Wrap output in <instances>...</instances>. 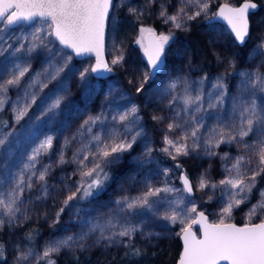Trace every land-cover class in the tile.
<instances>
[{
    "label": "snow or ice",
    "instance_id": "obj_1",
    "mask_svg": "<svg viewBox=\"0 0 264 264\" xmlns=\"http://www.w3.org/2000/svg\"><path fill=\"white\" fill-rule=\"evenodd\" d=\"M155 3L156 0H146V6L132 7L126 2L121 6L127 7L129 14L141 22L140 38L136 43L143 49L149 69L143 73L135 92L144 97V106H150L157 100H167L166 107L171 115L158 114L151 119L157 123L168 121L162 136V146L158 150L175 162L174 167L160 169V162L155 156L157 149L141 115V105L113 85L108 95L117 92L126 101L123 109L115 113L109 111L112 102L106 97L109 108L102 105L100 113L89 115L80 124L77 134L71 138L66 137L61 146L55 164L74 163L76 168L72 175L78 174L80 178L65 185L68 194L56 212L53 223L60 220L66 209L78 208L80 201L98 196L110 179L106 169L120 163L125 154L132 157L138 168L136 175L131 177L132 182L143 184L144 190L137 195L124 194L111 204L103 205L107 212L95 217H80L78 209L77 219L81 225L78 234L49 241L42 255L35 254L31 248L25 250L17 246L14 264H28L33 257L36 264H40V261L55 264L53 254L65 249H84L87 241L92 238H95L97 244L130 247L132 255L141 256V250L132 245L133 237L138 233L147 237L160 235L144 232L143 226L149 219L175 223L188 213H196L197 218L182 230L184 250L178 264H220L221 261H227V264H264V221L243 227L225 223V218L231 217L235 208L250 203L251 194L258 185V177H264V96L258 95L264 93V73H239L240 92L236 96H231L225 76H218L212 84L213 91L207 93L206 101L205 94L196 85L198 83L202 86L207 77L201 78L199 82L177 77L166 88L149 92L145 85L161 71L166 56L165 46L172 38L171 34L157 35L154 28L144 26L145 12ZM116 7L115 0H0V43L7 44L5 34L17 27L27 25L33 29L30 33H22V38H17L19 47L8 44L7 48H0V55L9 48L13 49L10 53L12 56L21 51L31 56L38 49H43L47 51L49 61L53 57L59 58L55 74L48 73L52 79L63 72L75 57L94 55V64L89 63L82 70L77 69L81 85H88L91 73L112 72V66L125 62L123 46L115 39L113 49L117 55L111 60V66L104 60L107 34L116 33L119 28V20L113 15ZM191 8L196 11L189 14ZM257 8L258 4L254 0H245L239 8L224 5L217 13L210 14L209 0H181V6L175 15H170L161 4L158 16L163 23H171L176 28L184 26L185 18L194 20L202 13L208 17L210 27L213 19L225 20L234 36V42L247 46L251 38L249 13ZM259 23H264V20ZM145 33L150 37L147 45L144 43ZM250 55L264 61V33H261L259 42ZM51 67L52 64L49 63V68ZM28 71V67L17 63L11 78L0 82V94H5L0 95V110H4L9 87L19 85ZM129 83L133 81L129 80ZM63 99V96H57L42 110L41 116L49 121L53 120ZM229 101L230 110L226 107ZM32 103H35V95L32 96ZM29 107L31 104L28 103L22 107H13L16 124L28 114ZM205 114L209 118L215 117V126H207ZM41 116L36 119H41ZM11 127L8 121L0 120V231L21 227V217L24 221L30 219L28 213L32 209L27 204L33 197H26V193L31 192L36 185H39L36 200L47 199L51 191L46 177L53 164L41 163V157L53 148L54 137L46 135L26 153V160L17 163L14 148L21 141L16 138L15 131H8ZM74 143L79 144V147L69 161L65 158L64 150ZM221 144L238 145L241 151L235 158L228 152L221 156L214 150ZM138 147L141 150L137 153ZM133 153L136 155L133 156ZM201 155L208 158L218 156L226 165L230 162V167H226V178L220 180L219 184L212 183L206 178L205 172L198 185L194 186L188 175L181 172L179 179L183 188L170 183L175 169L183 167L179 162L180 157L199 158ZM154 163L156 169L148 167ZM146 167L148 172L140 179ZM154 174L163 177L160 186L150 182ZM194 187L201 190L210 187L213 192L208 196L209 200L213 199L217 188L222 197L228 198L220 208L219 223H208L205 213L198 212L195 203L187 198L192 196ZM259 195L260 199L249 208V216L264 211V189H260ZM188 204L192 206L189 208ZM162 207L164 212L161 215ZM192 224H200L202 239H198L192 232ZM31 238L32 234L29 233L27 239ZM0 264H7L4 243H0Z\"/></svg>",
    "mask_w": 264,
    "mask_h": 264
},
{
    "label": "rangeland",
    "instance_id": "obj_2",
    "mask_svg": "<svg viewBox=\"0 0 264 264\" xmlns=\"http://www.w3.org/2000/svg\"><path fill=\"white\" fill-rule=\"evenodd\" d=\"M218 1L219 0H209L210 14H215L219 7H216L215 3ZM256 1L264 3V0ZM125 2L132 7L146 6V0H115L117 7L113 10V15L119 20V28L116 33L107 34L105 56L111 66V60L117 55L116 51L113 49V39L123 46L122 51L125 55V62H123L122 65L112 67L113 70H116L122 76L127 78L128 81H133V83H130L133 89L131 93H129V91L123 86L122 79L113 75L108 76L105 80H99L94 79L91 73L89 84L82 86L77 69L82 70L87 64H93V60L90 58L84 59V61H77L74 58L71 64L66 67L63 72L59 73L55 79H52L48 73L51 72L52 74H55L56 62L59 58L53 57L51 61H49L48 53L43 49H38L36 52L32 53L31 56H28L25 51H21L15 56H12L10 53L13 49L9 48L3 55H0V82H4L11 78V73L15 70V65L17 63L29 68V71L25 73V76L22 78L19 85L9 87L6 93L7 99L4 110H0V120L7 118V121L12 125L8 131H15L16 138L21 141L20 145L14 148L17 163L26 160V153L30 152L31 148L36 146L40 140H43L46 135H52L54 137L53 148L41 157V163L53 164L50 174L46 177L47 182L51 187L48 198L43 201L35 199L39 189V185H36L31 192L26 193V197L29 195L33 197L32 201L27 204V207L32 209V211L28 213L30 219L24 221L23 217H21V227L0 231V243H4L5 245L7 264H14L17 246H20L25 250L31 248L35 254L42 255V252L49 241L78 234L81 231V225L77 219L78 209L80 217L88 215L95 217L103 212H107V208L102 207L103 205L111 204L124 194L137 195L144 190L143 184L132 182L131 177L136 175L138 168L132 157L125 154V158L120 163L111 166L117 167L124 165L123 173L119 174L112 181H110L111 175L109 174L110 179L105 183L104 190L98 196L80 201L78 208L66 209L65 212L61 214L60 220L57 223H53L56 212L59 211V208L63 204V199L68 194V189L65 185L72 184L80 178L78 174L75 176L72 175L76 168L74 163L64 165L55 164L59 157L61 146L64 144L66 137L71 138L77 134L80 124L83 123V120L87 119L89 115L100 113L102 105H104L105 108H109V105L106 102V97L108 98V101L112 102L109 111L115 113V111L123 109L126 101L122 100L117 92H113L111 96L108 95L109 89L113 85H115L116 89H122L130 97L135 99V102L141 105L142 111H148L149 123H151V126L147 124V128L149 134L153 138L154 147L156 143L160 147L162 146V136L168 121L165 120L164 122L157 123L152 121L151 117L158 114L165 116L171 114L166 107L167 100H157L150 106H144V97L138 96L135 92V87L138 85L143 73L149 69L142 59L141 51L143 49L136 43L140 38L139 25L141 22L129 14L127 7L121 6L122 3ZM225 3L237 6L233 4L232 0H228ZM161 4L167 8L170 15H175L181 6V0H156V3L145 12L143 17L144 26L154 28L157 35H167L177 31L186 32L196 20L200 19L202 21H208V17L202 13L194 20H186L185 18L184 26L182 28H176L171 23H163L162 19L159 18L158 13ZM195 11V8H191L189 14H192ZM121 18L129 24L128 28L124 24L120 27ZM250 23L253 34H251V38L245 47L244 64L242 66H221L219 68H214L210 73H207L199 64H177L175 66L173 64L165 65L164 63L162 71L154 78L150 79L145 87L149 89V92H152L157 88H166L169 82L177 77L182 80L195 82H199L201 78L207 77L202 86L198 83L196 85V87L205 94L204 99L206 101L207 93L213 91L212 84L215 83L218 76L223 75L225 76V83L228 85L231 96L238 95L240 92L239 83L241 80L239 73H264V61H262L261 58L250 55L252 50L256 47V44L259 42V37L261 35L262 27L259 24L258 15H253V17L250 18ZM222 27L225 28L224 26ZM223 28H218V24L215 23H212L210 27L209 23H206L203 28V35L213 43L220 44V39H231L228 30ZM32 30L33 29L27 25L15 28L13 31L5 34L7 44L0 43V48H7L8 44L19 47L20 45L17 43V38H22V33L27 34ZM262 33H264V28ZM232 40L233 39H231V41ZM173 44L174 43L169 41L165 46V51L168 52L169 57H172V59L175 60V58L177 59L178 57L174 51L175 49L178 50L181 46ZM49 63L52 64L51 68H49ZM45 69H48V72H45ZM33 81L35 82L33 83ZM25 93H27V95H25ZM33 95H35V103H32ZM258 95L264 96V93H258ZM57 96H63L64 99L60 108L57 110L58 114L53 120L49 121L47 118L41 116V112ZM25 103L31 104V107L28 108V114L24 119L21 120L19 124H16L13 118V107H22ZM205 107H207L206 103ZM226 107L230 110V101ZM212 111L215 112V110ZM221 115H223V111H221ZM38 116H41V119L37 120L36 117ZM205 123L211 128L215 126L216 119L214 116L209 118V115L205 114ZM96 131H99V129H96ZM78 147L79 144L75 143L69 145L64 150L65 158L71 161L73 152H75ZM140 150L141 149L138 147L137 153ZM214 150L221 156L223 153L228 152L233 158H235L240 153L241 148L238 145L221 144L219 148ZM132 155L134 156L136 153H133ZM249 155H251V153H249ZM164 156L166 155L164 154ZM253 159L255 160L256 158L254 157ZM157 160L160 162V169L163 167H169L158 158ZM179 162L187 163L189 166L194 165L196 171L193 174V179H190L194 186L198 185L201 175L205 172L207 173L206 178L210 182L219 184V181L225 179L227 176L226 167H230V162L226 165L225 161L218 156L212 158L203 155L199 158H195L194 156L180 157ZM253 166L255 165L253 164ZM111 167L107 168L106 171ZM148 167L156 169V164L154 163ZM148 167L143 170L139 177L140 179L144 178V175L148 172ZM214 171L216 172L215 175ZM181 172L185 173L184 171ZM178 176L179 173L175 169V174L171 177L170 183L180 188ZM162 179V176L154 174L150 182L160 186ZM260 189H264V177H258V185L251 194L250 203L242 204L239 208H235L231 217L225 218V223L230 222L231 218L238 213L239 210L242 212L241 216L243 221L247 224L254 221L261 223L260 221L264 220V211H258L257 214L253 216L248 215L249 208L260 199ZM72 190L74 191L75 189L73 188ZM212 192L213 190L210 187L203 190L194 187V196L193 198L188 199L195 203L197 211H202L207 214L211 223H219L221 219L219 214L220 208L227 202L228 198L226 196L222 197L220 189L217 188L213 199L209 200L208 196L211 195ZM202 204L203 208H200ZM191 206V204H188L189 208ZM163 212L164 208L162 207L161 215ZM195 214L196 213L185 214L181 219H177L175 223L159 219H149L143 226L144 232L160 233V235L147 237L141 236L138 233L133 237V241H140L144 243V245L149 246L152 245V240H166L172 238V236L180 234V232L191 223ZM57 225H60V227L56 229ZM36 226L42 228L43 234L37 243L32 245V242H27L26 239L28 234L32 233V230ZM124 247L125 246L121 244H114L111 246L97 244L95 238H92L87 241V247L84 249H65L60 253L53 254L52 259L58 258L59 256L69 257L76 253L89 254L94 250L109 252ZM28 264H36V259L34 257L31 258Z\"/></svg>",
    "mask_w": 264,
    "mask_h": 264
},
{
    "label": "trees",
    "instance_id": "obj_3",
    "mask_svg": "<svg viewBox=\"0 0 264 264\" xmlns=\"http://www.w3.org/2000/svg\"><path fill=\"white\" fill-rule=\"evenodd\" d=\"M227 1L228 0H219L215 3V6L218 7L220 3H225ZM241 1L242 0H232L234 5H238L239 3H241ZM260 4L264 6V3ZM255 15H258L259 21L264 20V11H260L257 14H254V16ZM120 21V27H122L123 24L127 28L129 27V24H127L126 21H124L122 18ZM206 23L207 21L198 19L186 32L177 31L171 34L172 38L169 41L171 43H174L173 45H179L181 47L178 50L175 49L174 51V53H176L178 57L177 59L175 58V60H173L172 57H169L168 52H166L165 65L173 64L176 66L177 64H199L205 70V72L210 73L214 68L217 67L219 68L221 66L223 67L227 65L232 67H240L244 64L246 46H243L242 48L238 47L235 45L233 40L231 41V39H220V44L213 43L211 40H208L205 35H203V28L205 27ZM259 24L262 27V33L264 23ZM218 28L223 27L218 25ZM251 34H253L252 28ZM111 75L120 77L125 89H127L129 93L132 92V85L129 83L127 78L122 76L116 70L110 72L109 76ZM142 116L146 123L151 126V123H149L148 111L143 110ZM1 120L7 121V118ZM159 147L160 146L156 143L155 148L157 149V151L155 152V156L166 166L174 167L175 162L172 161L169 157L167 158L166 156H164V154L158 150ZM180 163L183 165V167L182 169H176L177 172L180 174L181 171H184L192 180L193 174L196 171L194 165L189 166L187 165V163ZM123 168L124 165H120L108 169V173L111 175L110 181H112L119 174L123 173ZM215 174L216 172L214 171V175ZM200 208H203V204ZM241 214L242 212L241 210H239V212L231 218L230 222L235 223L238 226L259 223L258 221H254L250 224H247L243 221ZM59 227L60 225H57L56 229ZM32 231V238L30 240L26 239V241L32 242L31 244L33 245L40 239L43 234V230L40 226H36ZM178 235L179 234L174 235L172 236V238L166 240H152V245L149 246L144 245V243L140 241H133L132 245H134L136 248H139L143 253V255L141 256L132 255L130 247H124L122 249H115L109 252L94 250L89 254L76 253L70 255L69 257L59 256L58 258H54L53 260L55 261V264H177L182 251V247L180 246L178 240ZM40 264H44V262H40Z\"/></svg>",
    "mask_w": 264,
    "mask_h": 264
},
{
    "label": "water",
    "instance_id": "obj_4",
    "mask_svg": "<svg viewBox=\"0 0 264 264\" xmlns=\"http://www.w3.org/2000/svg\"><path fill=\"white\" fill-rule=\"evenodd\" d=\"M254 2H255V1H254ZM244 3H245V0H242L241 3H239L237 6L228 5V4H226V3H220V4H219V7L217 8V10H216L215 13H217V12L219 11V9H220L221 6L228 5L229 7H232V8H239V7H241ZM258 11H259V5H258V8H257V9H255V10H250V13H249V19H250L251 16H253L254 13H256V12H258ZM208 23H209V20L207 21V24H208ZM212 23H215V24H218V25H222V26H224V27L228 30L231 39H233V41H234V36L232 35V33H231V29L229 28V26H228V24H227V22H226L225 20H222V19L216 18V19H213ZM149 39H150V37H149L148 34L146 33V34H145V38H144V43H145V45H147ZM57 43H58V42H57ZM234 43H235V42H234ZM235 45L238 46V47H241V48L243 47V46H240V45L237 44V43H235ZM105 50H106V43H105ZM141 55H142V59L144 60L145 64L147 65V57L144 56V52H143V50L141 51ZM87 58L92 59V60H93V64L95 63V56H94V55H92V56H90V57H89V56H85V57H75V59H76L77 61H84V59H87ZM104 60H105L106 62H108V61H107V58H106V56H105V51H104ZM164 63H165V58H164ZM163 68H164V65L162 66V69H163ZM162 69H161V71H162ZM161 71H160V72H161ZM158 73H159V72H158ZM158 73H157V74H158ZM109 74H110V72H104V71H101L100 73H92V76H93L94 79L105 80V79L109 76ZM157 74H156V75H157ZM180 173H181V172H180ZM178 179H179V176H178ZM189 179H190V178H189ZM190 181H191V180H190ZM179 184H180V188L182 189V188H183V184H182V182L180 181V179H179ZM185 195L187 196V194H185ZM193 196H194V191H193L192 196H191V197H187V198H193ZM198 212H201V211H198ZM205 215L207 216L206 213H205ZM196 218H197V214H195V216H194V219H196ZM207 218H208V216H207ZM208 223L211 224V222L209 221V219H208ZM228 223L235 224V223H232V222H228ZM256 224H259V223H256ZM235 225H236V224H235ZM236 226H237V227H243V226H245V225H240V226L236 225ZM191 227H192V232L195 233L196 237H197L198 239H202V238H203V234H202V231H201V226H200V224H192ZM178 236H179L178 240H179L180 246L182 247V251H181V254H182V253H183V250H184V241H183V239H182L183 231H181L180 234H179ZM181 254H180V256H179V259H180V257H181ZM178 262H179V260H178ZM178 262H177V264H178ZM220 264H227V261H221Z\"/></svg>",
    "mask_w": 264,
    "mask_h": 264
},
{
    "label": "flooded vegetation",
    "instance_id": "obj_5",
    "mask_svg": "<svg viewBox=\"0 0 264 264\" xmlns=\"http://www.w3.org/2000/svg\"><path fill=\"white\" fill-rule=\"evenodd\" d=\"M258 5H259V11L258 12H260V11H264V6H262L261 4H260V2H258V1H256V0H254ZM258 12H256V13H254V14H257ZM253 14V15H254ZM253 16H251L250 18H252Z\"/></svg>",
    "mask_w": 264,
    "mask_h": 264
}]
</instances>
